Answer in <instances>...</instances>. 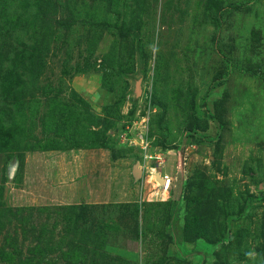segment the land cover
Segmentation results:
<instances>
[{"label":"rangeland","instance_id":"rangeland-1","mask_svg":"<svg viewBox=\"0 0 264 264\" xmlns=\"http://www.w3.org/2000/svg\"><path fill=\"white\" fill-rule=\"evenodd\" d=\"M1 77L0 264H264V0H0Z\"/></svg>","mask_w":264,"mask_h":264},{"label":"water","instance_id":"water-1","mask_svg":"<svg viewBox=\"0 0 264 264\" xmlns=\"http://www.w3.org/2000/svg\"><path fill=\"white\" fill-rule=\"evenodd\" d=\"M136 96L140 97L142 95V79H138L137 80V87H136ZM133 176L134 179L139 181L140 179L143 178L144 176V171L142 169H140V163L137 161L134 163L133 166ZM155 176L156 179L162 184V185H166L168 183V179L164 176L161 175L160 172H155Z\"/></svg>","mask_w":264,"mask_h":264},{"label":"trees","instance_id":"trees-1","mask_svg":"<svg viewBox=\"0 0 264 264\" xmlns=\"http://www.w3.org/2000/svg\"><path fill=\"white\" fill-rule=\"evenodd\" d=\"M219 9H222L221 7H219ZM17 21H18V19H17ZM18 23V22H17ZM17 25H19V24H17ZM25 25V24H24ZM17 55V58H14V60L13 61H15V63H24V62H29L30 60H31V58H32V56H30V58H28L29 57V55H26L25 57H23V55H20L19 56V54H16ZM27 59V60H26ZM15 67H16V65H15ZM12 73L13 72H11L10 74H8V76H7V78L9 77V76H11V77H9L8 79L6 78V76H5V78H6V81H10V82H13L14 80H13V77H12ZM0 79H2V77L0 78ZM12 80V81H11ZM2 81V80H1ZM0 132H1V130H0ZM3 138V139H2ZM0 137V150H4V151H7V149H12V148H14L11 144H9V142H8V140L10 139V138H6V135H5V138L4 137ZM172 207H173V205H172Z\"/></svg>","mask_w":264,"mask_h":264},{"label":"bare ground","instance_id":"bare-ground-1","mask_svg":"<svg viewBox=\"0 0 264 264\" xmlns=\"http://www.w3.org/2000/svg\"><path fill=\"white\" fill-rule=\"evenodd\" d=\"M155 172H157V171H155ZM155 172H154V173H155ZM166 178H167V177H166Z\"/></svg>","mask_w":264,"mask_h":264},{"label":"built area","instance_id":"built-area-1","mask_svg":"<svg viewBox=\"0 0 264 264\" xmlns=\"http://www.w3.org/2000/svg\"><path fill=\"white\" fill-rule=\"evenodd\" d=\"M168 179V178H167Z\"/></svg>","mask_w":264,"mask_h":264}]
</instances>
